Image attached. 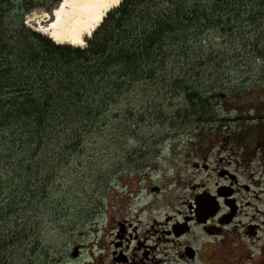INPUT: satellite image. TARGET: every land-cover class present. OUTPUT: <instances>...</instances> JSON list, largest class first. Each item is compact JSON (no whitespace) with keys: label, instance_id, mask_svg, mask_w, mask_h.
<instances>
[{"label":"trees","instance_id":"1","mask_svg":"<svg viewBox=\"0 0 264 264\" xmlns=\"http://www.w3.org/2000/svg\"><path fill=\"white\" fill-rule=\"evenodd\" d=\"M22 1L25 13L38 6ZM1 32L0 221H7L50 202L35 184L46 165L57 169L92 133L131 121L130 96L146 94L148 84L199 101L191 105L198 121L213 122L201 93L222 87L206 85L209 46L250 48L253 62L264 63V0H124L84 48L23 27ZM26 233L1 236L0 251Z\"/></svg>","mask_w":264,"mask_h":264},{"label":"rangeland","instance_id":"2","mask_svg":"<svg viewBox=\"0 0 264 264\" xmlns=\"http://www.w3.org/2000/svg\"><path fill=\"white\" fill-rule=\"evenodd\" d=\"M22 2L0 0V32L22 27L37 32L53 19L61 0H37L26 13L17 8ZM221 42L216 41L214 53L209 46L206 85L222 89L201 93L213 107L214 121H198L199 108L191 105L200 102L177 92L167 94L150 84L146 94L134 92L131 121L99 129L87 147L62 155L57 169L46 165L42 170L35 184L50 202L24 212L20 220L0 221V240L27 229L24 239L7 241L0 264H101L119 250L113 246L118 235L157 239L166 229L162 224L181 217L192 186L208 179L193 168V150L203 148V141L210 140L217 155L225 148L220 140H240L242 146L224 154H243L250 147L251 171L264 180V63L253 62L250 48L228 50ZM209 181L213 185L216 178Z\"/></svg>","mask_w":264,"mask_h":264},{"label":"flooded vegetation","instance_id":"3","mask_svg":"<svg viewBox=\"0 0 264 264\" xmlns=\"http://www.w3.org/2000/svg\"><path fill=\"white\" fill-rule=\"evenodd\" d=\"M210 142L193 150V168L208 179L192 186L181 217L162 224L166 229L155 240L118 235L113 246L119 250L101 264H264V180L251 171V148L224 154L242 144L222 139L225 148L215 155Z\"/></svg>","mask_w":264,"mask_h":264},{"label":"bare ground","instance_id":"4","mask_svg":"<svg viewBox=\"0 0 264 264\" xmlns=\"http://www.w3.org/2000/svg\"><path fill=\"white\" fill-rule=\"evenodd\" d=\"M123 0H61L52 13L48 25L42 24L37 32L53 42L84 48L86 37H92L101 26L108 12L121 5ZM50 15L45 14V19Z\"/></svg>","mask_w":264,"mask_h":264}]
</instances>
